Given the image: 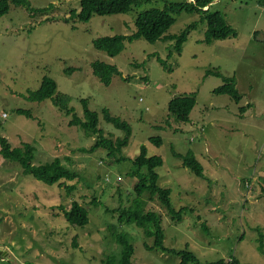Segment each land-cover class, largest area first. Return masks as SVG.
Returning a JSON list of instances; mask_svg holds the SVG:
<instances>
[{
    "label": "rangeland",
    "instance_id": "374dc122",
    "mask_svg": "<svg viewBox=\"0 0 264 264\" xmlns=\"http://www.w3.org/2000/svg\"><path fill=\"white\" fill-rule=\"evenodd\" d=\"M29 1L45 11L11 4L0 17V134L12 147L32 144L34 165L58 157L78 176L63 187L49 185L0 154V264H119L113 258L122 250L116 238L120 233H128L134 246L131 264H179L181 258L172 252L149 250L146 244L153 246L155 239L147 238L143 228L120 222L122 210L133 207L137 198L139 178L132 170L142 146L149 156L163 158L159 185L171 189L176 210L186 209L181 221L173 220L158 197L149 191L141 197L146 212L162 217L167 248L188 249L201 263H229L235 256L242 264H264L259 248L264 236L262 1L212 0L208 7L225 15L237 37L208 44L203 13L175 12L166 33L172 39L126 42L115 57L97 50L94 41L132 35L138 15L163 8L164 2L152 0L129 13L94 15L84 22L72 14L80 10L81 0ZM183 33L188 38L179 52L174 37ZM98 60L121 72L109 86L94 74L92 64ZM46 76L70 98L72 113L50 99H28ZM226 78L235 80L240 102L214 92ZM191 93L197 103L190 120L178 121L169 102ZM83 100L99 114L96 133L70 124L75 115L86 120ZM105 108L132 128L128 144L113 153L103 146L92 150L101 138L116 143L126 136L105 119ZM17 109L30 111L31 117ZM153 137H161L162 145L151 142ZM175 152H193L204 175L185 167ZM66 184L74 186L71 193ZM74 201L89 211L90 221L83 227L71 226L64 215Z\"/></svg>",
    "mask_w": 264,
    "mask_h": 264
},
{
    "label": "trees",
    "instance_id": "16d2710c",
    "mask_svg": "<svg viewBox=\"0 0 264 264\" xmlns=\"http://www.w3.org/2000/svg\"><path fill=\"white\" fill-rule=\"evenodd\" d=\"M152 0H81L80 10H73L72 14L77 15L81 21L88 22L94 15H113V14H125L129 13L134 6L140 7L146 2ZM163 8L155 7L149 10L141 12L135 20L136 32L132 35H114L104 36L94 41V46L97 50L106 52L109 56L115 57L119 55L125 49L126 42H133L137 39H145L148 42L155 43L161 39H172V36H166V33L175 23V17L172 13L186 11L189 13L198 12L204 14V20L207 22V30L205 33L204 41L208 44L219 40H225L230 37H237V30L229 24L225 15L221 11H211L208 7L212 0H197L194 2H181L176 3L174 0H161ZM262 4L264 0H261ZM11 4L26 8L30 11L43 12L45 9H35L29 0H0V17L9 13ZM195 24L189 26V30L194 27ZM177 39L176 49L181 52L183 44L187 41L188 34L183 33L174 39ZM166 66V61L159 58ZM94 74L100 79L102 83L109 86L112 83V79L116 75H120L118 67L113 64L106 63L104 61H95L92 64ZM213 71H210L212 73ZM216 75H221L219 71L213 72ZM217 94H227L235 101L240 102L243 98L235 85L233 78H226L225 84L217 88L215 91ZM30 101L43 102L45 100H52L53 104L70 114L73 109L69 108V101L65 94L59 92L57 82L51 77L46 76L43 79L42 85L36 91H31L28 96ZM85 121L79 119L76 115L74 120L70 124L79 125L90 133H96L99 124L98 112L91 110L87 100H83ZM197 103L196 94H186L182 96H176L169 102V111L176 117L178 121L189 122L190 114ZM19 114L31 117L30 111L17 109ZM105 119L113 123L118 128L124 129L126 136L124 139L118 140L116 143L108 139L101 138L93 146L92 150L98 147H107L113 153L115 150L121 149L128 144L130 135L132 134V128L126 121H121L120 118L111 115L108 109H103ZM92 130V131H91ZM194 139H192L193 141ZM151 142L157 146L162 145L161 137L151 138ZM35 147L26 143L24 148L12 147L7 138L0 134V154L8 160L20 163L24 169V174L34 177L49 185L57 184L59 186L64 185L66 181H71L77 178L76 172L66 168L60 158H55L52 162L36 166L33 164ZM176 157L183 159V165L189 168L197 176L204 175V167L197 159L193 152H188L186 155H181L178 152L174 153ZM164 163L161 156H149L146 146H142L140 154L134 159V169L132 174L139 178L135 191L137 198L134 202V206L121 212L120 222L128 224H136L138 227L143 228L147 238L155 239L154 245L149 246L146 244L149 250L159 249L164 252H172L181 258L179 264H242L241 261L235 257H231L229 263H225L224 260L217 262L201 263L198 257L192 251L188 249L175 250L169 249L165 245V232L162 226V217L156 211L144 210L142 195L149 191L152 198L158 197L161 204L166 207L173 220H182V213L186 209L176 210L172 205L171 189L163 188L159 185L160 175L157 169ZM146 169V172L143 170ZM63 181V182H60ZM67 190L71 193L74 190V186L66 184ZM97 204V201L94 200ZM64 215L71 226H85L89 223V211L79 202L74 201L70 209L64 210ZM118 242L122 245V250L119 257L115 256L113 260L118 258L119 264H131L130 260L134 252V246L131 242L130 235L128 233H120L117 235ZM264 236H260L259 248L264 252L263 240ZM3 255H0V259Z\"/></svg>",
    "mask_w": 264,
    "mask_h": 264
},
{
    "label": "water",
    "instance_id": "95a60500",
    "mask_svg": "<svg viewBox=\"0 0 264 264\" xmlns=\"http://www.w3.org/2000/svg\"><path fill=\"white\" fill-rule=\"evenodd\" d=\"M2 250H3V247L0 246V255H3V254H4V252H3ZM3 256H4V255H3Z\"/></svg>",
    "mask_w": 264,
    "mask_h": 264
},
{
    "label": "clouds",
    "instance_id": "9594fccd",
    "mask_svg": "<svg viewBox=\"0 0 264 264\" xmlns=\"http://www.w3.org/2000/svg\"><path fill=\"white\" fill-rule=\"evenodd\" d=\"M263 5H264V3H263ZM206 8H209V7H206Z\"/></svg>",
    "mask_w": 264,
    "mask_h": 264
},
{
    "label": "crops",
    "instance_id": "0c3cea01",
    "mask_svg": "<svg viewBox=\"0 0 264 264\" xmlns=\"http://www.w3.org/2000/svg\"><path fill=\"white\" fill-rule=\"evenodd\" d=\"M255 36H256V34H255Z\"/></svg>",
    "mask_w": 264,
    "mask_h": 264
}]
</instances>
